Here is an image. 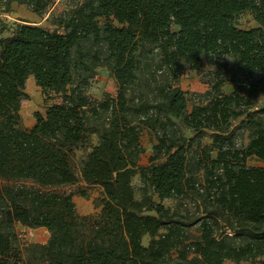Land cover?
Wrapping results in <instances>:
<instances>
[{
    "label": "trees",
    "instance_id": "16d2710c",
    "mask_svg": "<svg viewBox=\"0 0 264 264\" xmlns=\"http://www.w3.org/2000/svg\"><path fill=\"white\" fill-rule=\"evenodd\" d=\"M56 2L0 0V264H22L17 223L50 232L34 246L44 264H264V117L253 111L264 0H67L55 15ZM13 3L57 28L25 21L4 36ZM245 14L259 26L242 28ZM227 58L241 72L232 92L221 76L204 93L180 86L186 65L220 72ZM100 67L117 93L92 100ZM31 77L61 102L27 128ZM144 132L156 140L145 165ZM80 183L102 189L95 218L78 214L74 192L56 191Z\"/></svg>",
    "mask_w": 264,
    "mask_h": 264
},
{
    "label": "rangeland",
    "instance_id": "374dc122",
    "mask_svg": "<svg viewBox=\"0 0 264 264\" xmlns=\"http://www.w3.org/2000/svg\"><path fill=\"white\" fill-rule=\"evenodd\" d=\"M69 7L67 0H57L56 5L52 9L53 14L59 15ZM2 18L9 24V31L3 35H10L16 28L17 24H22L28 21L32 24L42 25L50 30H55L54 26L48 19L49 14L44 18L35 16L25 6L18 4L12 5V11L1 15ZM239 24L242 28L250 29L254 27V22L250 14L242 15L239 18ZM230 68L223 71H216L215 67L205 61L204 66L200 71H194L189 67H186L185 73L181 77L180 86L184 91L193 93H204L210 89L213 82H215L217 76H221L225 80V84L222 90L226 93H230L234 87V80L240 78L241 72L237 69H233V63L229 62ZM222 72V73H221ZM236 75V76H235ZM235 76V78H234ZM117 87L114 79L111 77L106 68L100 67L97 70L96 77L92 80L91 86L88 89V94L92 100H100L106 94L116 96ZM26 94L28 99L24 100L21 107V115L23 119V125L32 127L35 123L34 114L36 112L45 113L47 108L53 104L60 103L61 99L58 96L47 95L41 87H39L34 79H30L26 85ZM189 107H192L190 103ZM252 111V110H251ZM253 111H259L264 117V92L261 93L258 99L255 101ZM241 119L237 120L235 124H240ZM186 135L189 136L190 132L186 131ZM96 140L94 139V142ZM142 144L146 149V153L141 158V164L145 165L149 163V158L153 152V145L156 143L154 138H151L146 132L142 136ZM248 142L247 137L244 140ZM85 156L84 151H78L74 159V166L77 172H80L81 160ZM249 165H262L255 159L248 160ZM137 198H141L142 183L139 177H136L133 181ZM86 188V189H85ZM85 189L87 197H83L78 194V191ZM58 192H74V202L76 204V210L80 216L95 218L100 214V207H96L97 200L102 196V189L100 187H86L85 184H78L76 186H66L56 189ZM157 200V199H156ZM179 199H168L164 201L166 207H170L173 210L179 209L184 214V210L179 206ZM89 224L85 230L89 229ZM198 225L192 228V232L197 234ZM15 233L18 236V247L22 254V264H44L35 257L34 246L43 245L48 243L50 239V232L45 228L32 229L17 223L14 227ZM145 245L150 242V237L146 236L143 240ZM226 264H229L227 262Z\"/></svg>",
    "mask_w": 264,
    "mask_h": 264
},
{
    "label": "crops",
    "instance_id": "0c3cea01",
    "mask_svg": "<svg viewBox=\"0 0 264 264\" xmlns=\"http://www.w3.org/2000/svg\"><path fill=\"white\" fill-rule=\"evenodd\" d=\"M13 4H17V3H13ZM35 15V14H34ZM35 16H37V15H35ZM251 16V15H250ZM252 17V19H253V22H254V27H257V26H259V24L254 20V17L253 16H251ZM227 60V62L229 63L230 61L233 63V60L231 59V58H227L226 59ZM234 64V63H233ZM230 66V65H229ZM185 67H189L188 65H186ZM190 68V67H189ZM30 79H34L33 77H31V78H29V80ZM35 81V80H34ZM233 91V90H232ZM231 91V92H232ZM35 124V123H34ZM34 126V125H33ZM25 127H27V126H25ZM27 128H30V127H27ZM81 184H84V183H81Z\"/></svg>",
    "mask_w": 264,
    "mask_h": 264
},
{
    "label": "bare ground",
    "instance_id": "6f19581e",
    "mask_svg": "<svg viewBox=\"0 0 264 264\" xmlns=\"http://www.w3.org/2000/svg\"><path fill=\"white\" fill-rule=\"evenodd\" d=\"M32 13V12H31ZM32 14H34V13H32Z\"/></svg>",
    "mask_w": 264,
    "mask_h": 264
}]
</instances>
